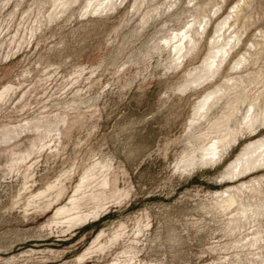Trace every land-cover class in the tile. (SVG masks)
Returning <instances> with one entry per match:
<instances>
[{"label":"rangeland","instance_id":"1","mask_svg":"<svg viewBox=\"0 0 264 264\" xmlns=\"http://www.w3.org/2000/svg\"><path fill=\"white\" fill-rule=\"evenodd\" d=\"M0 264H264V0H0Z\"/></svg>","mask_w":264,"mask_h":264},{"label":"bare ground","instance_id":"2","mask_svg":"<svg viewBox=\"0 0 264 264\" xmlns=\"http://www.w3.org/2000/svg\"><path fill=\"white\" fill-rule=\"evenodd\" d=\"M174 40H176L177 45L175 46V52L176 55L180 56L179 59L181 58V53L183 52V50L186 48V44L189 40V31H183L181 32V34H177L174 37ZM223 51H218L217 54H221ZM217 55H214L211 57V62L208 64V66L211 68L216 61ZM210 100L207 99L204 101L203 106H206L208 104ZM224 139L221 140H217L214 144H212L209 149L206 150L207 154L206 156L210 157V158H216L219 156L220 152V145H222L224 143Z\"/></svg>","mask_w":264,"mask_h":264}]
</instances>
